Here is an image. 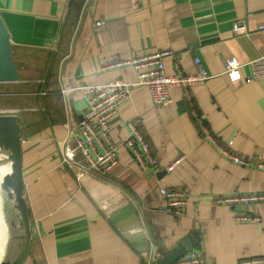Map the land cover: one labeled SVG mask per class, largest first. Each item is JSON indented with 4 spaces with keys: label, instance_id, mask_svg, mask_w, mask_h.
Returning <instances> with one entry per match:
<instances>
[{
    "label": "crops",
    "instance_id": "0c3cea01",
    "mask_svg": "<svg viewBox=\"0 0 264 264\" xmlns=\"http://www.w3.org/2000/svg\"><path fill=\"white\" fill-rule=\"evenodd\" d=\"M0 13L20 71L19 80L5 82L36 85L35 111L4 110L18 113L22 123L33 230L26 264H162L192 232L206 264L264 257V201H217L264 191V168L257 165L264 161V79L248 78L249 62L264 54V0H142L138 8L132 0H0ZM237 20L248 32L234 33ZM166 48L174 53L165 58L168 73L177 71V61L196 72L200 56L212 76L192 87V100L183 87H172L174 102L163 106L154 103L148 86L137 85L111 118L118 142L128 135L127 123L136 121L158 162L143 167L121 145L108 172L78 179L62 160L64 139L71 128L79 131L88 104L74 86L136 81L132 64L114 63ZM230 57L242 64L237 76L225 71ZM30 62H41L42 76L22 77ZM196 111L212 135L254 164L234 162L205 139ZM179 155L183 160L168 171ZM162 186L187 191L183 215L165 206ZM240 212L260 219L238 221Z\"/></svg>",
    "mask_w": 264,
    "mask_h": 264
},
{
    "label": "built area",
    "instance_id": "2783aa9c",
    "mask_svg": "<svg viewBox=\"0 0 264 264\" xmlns=\"http://www.w3.org/2000/svg\"><path fill=\"white\" fill-rule=\"evenodd\" d=\"M133 6L138 8L142 5V0H132ZM100 24V22H97ZM261 28H264L263 26ZM235 34L248 32L247 25L237 20L233 24ZM172 49H159L151 53L139 54L129 59L117 61L114 65L132 64L138 73L136 81H127L125 79H116L102 84H83L74 86L80 89L87 97V107L83 112L82 119L79 122V131L76 133L74 128L70 129V137L65 138L62 144V160L71 167L78 179H83L90 172H108L118 161V151L121 145L128 146L134 159L143 167H152L158 162L150 148L148 141L140 130L138 123L134 120L129 121L128 135L121 141L114 140L111 134V118L118 111L121 103L131 97L133 87L137 85H146L149 87L152 99L157 106L168 105L174 102L171 90L172 87L179 86L185 89L187 98L192 100V87L196 84L204 83L212 74L204 65L200 56L195 57L197 65L196 72H186L181 68L177 61V71L170 74L166 71L165 58L172 56ZM251 72L249 79H264V54L249 62ZM242 64L235 57H230L224 61L226 72L237 76ZM198 122L202 126V135L227 155L234 162L241 165L250 166L254 162L247 159L223 145L209 131L205 119L195 112ZM74 140H71V136ZM184 156L179 155L173 161L166 165L168 171L173 170L177 164L183 160ZM257 165L264 168V161L257 162ZM160 194L165 206L176 215H183L188 204V193L186 190L162 186ZM217 201L222 203L242 202L255 203L257 205L264 201V191L249 193H232L221 195ZM105 207V205H103ZM238 221H256L260 216L240 212L234 217ZM160 257L159 252L156 253ZM264 261L261 259H250L241 261L240 264L254 261ZM174 264H206L203 251L194 248L184 256L177 259Z\"/></svg>",
    "mask_w": 264,
    "mask_h": 264
},
{
    "label": "water",
    "instance_id": "95a60500",
    "mask_svg": "<svg viewBox=\"0 0 264 264\" xmlns=\"http://www.w3.org/2000/svg\"><path fill=\"white\" fill-rule=\"evenodd\" d=\"M20 79L10 32L0 13V82ZM22 123L16 112L0 113V155L6 158L10 166L4 170L0 186L7 197L12 200L15 217L7 218L0 211V218L5 225V244L0 249V264H26L33 238L32 219L27 197L23 169ZM200 237L192 232L184 238L162 261V264H173L187 251L196 245ZM17 245L16 254L11 257L13 244Z\"/></svg>",
    "mask_w": 264,
    "mask_h": 264
},
{
    "label": "rangeland",
    "instance_id": "374dc122",
    "mask_svg": "<svg viewBox=\"0 0 264 264\" xmlns=\"http://www.w3.org/2000/svg\"><path fill=\"white\" fill-rule=\"evenodd\" d=\"M42 55H27L26 57H21L22 59L26 58V60H31L32 58H41ZM18 60V59H17ZM20 62V61H19ZM28 65H31V62L28 63ZM41 62H39L38 67L36 66H29L26 67L25 70H22V77L24 79H34L36 77H40L43 74L41 73L42 67H40ZM25 81V80H24ZM24 86H20V84L12 83V82H4L0 83V113L4 110H9L10 108H22L27 107V111H35L32 110V108H35L36 106L32 101L34 99H31L32 92L36 90V85L33 84L31 81L28 80V82H22ZM4 90V91H3ZM44 101H46L44 99ZM44 107H46L45 103L43 104ZM26 111V110H25ZM22 111V115L25 114ZM0 211L7 217V218H13L15 217L14 210L12 209V200H10L4 190H2L0 186ZM2 209V210H1ZM17 245L14 243L12 248L11 257H13L17 252ZM1 258V256H0Z\"/></svg>",
    "mask_w": 264,
    "mask_h": 264
},
{
    "label": "bare ground",
    "instance_id": "6f19581e",
    "mask_svg": "<svg viewBox=\"0 0 264 264\" xmlns=\"http://www.w3.org/2000/svg\"><path fill=\"white\" fill-rule=\"evenodd\" d=\"M9 163L10 162L6 158H3V156L0 155V182H1L2 174H3L4 170L10 166ZM3 222L4 221L1 220V218H0V249L3 247V244H5V239H6V234L4 233L5 225L3 224Z\"/></svg>",
    "mask_w": 264,
    "mask_h": 264
}]
</instances>
